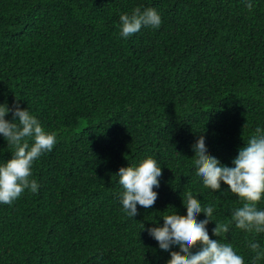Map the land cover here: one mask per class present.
Returning <instances> with one entry per match:
<instances>
[{"label":"trees","instance_id":"1","mask_svg":"<svg viewBox=\"0 0 264 264\" xmlns=\"http://www.w3.org/2000/svg\"><path fill=\"white\" fill-rule=\"evenodd\" d=\"M137 6L156 8L161 27L120 38V14ZM16 99L58 143L33 166L39 192L0 204V264H171L146 230L155 219H186L188 195L221 223L240 206L196 178L193 146L232 166L264 125V0H0V102ZM148 156L164 165L159 195L133 219L116 173ZM253 238L264 245L235 228L224 242L264 264Z\"/></svg>","mask_w":264,"mask_h":264},{"label":"clouds","instance_id":"2","mask_svg":"<svg viewBox=\"0 0 264 264\" xmlns=\"http://www.w3.org/2000/svg\"><path fill=\"white\" fill-rule=\"evenodd\" d=\"M243 3L252 10L255 0H243ZM162 23V15L156 8L137 6L120 14L118 35L127 39L142 28L159 29ZM0 136L12 153L10 160L0 159V204L11 205L25 191L39 192L33 166L54 149L58 135L46 130L30 108L22 107L20 99H16L12 106L7 100L0 102ZM193 153L196 178L202 185L215 193L234 194L240 206L233 207L230 219L221 223L214 218L216 210L212 204L204 205L199 198L188 195L184 197L186 219L178 218L176 212L172 215L164 212L160 216L163 224L155 219L154 226L146 230L158 242L159 252L171 257V264H246L243 255L224 241L233 228L254 236L264 234V207L259 206L264 203V125L256 126L232 159V166L210 155L205 140L193 146ZM163 166L155 157L148 156L138 164L120 167L116 176L123 190L117 199L128 217L134 219L139 214L138 205L150 209L156 203ZM222 182L227 189L222 188ZM201 213L204 219H198ZM210 222L216 225L212 235L222 239L210 237ZM248 247L255 254L254 262L264 260V245L253 238L248 241ZM175 250L181 254H174Z\"/></svg>","mask_w":264,"mask_h":264}]
</instances>
